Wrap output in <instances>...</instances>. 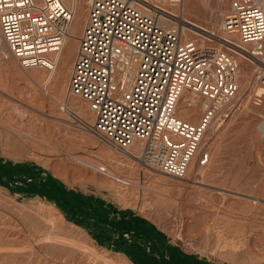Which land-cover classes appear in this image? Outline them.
Segmentation results:
<instances>
[{"label":"rangeland","instance_id":"rangeland-1","mask_svg":"<svg viewBox=\"0 0 264 264\" xmlns=\"http://www.w3.org/2000/svg\"><path fill=\"white\" fill-rule=\"evenodd\" d=\"M219 3L193 0L176 12L177 25L217 33L212 20L223 22ZM79 4L84 25L88 0ZM82 27L74 29L79 37ZM78 46L65 65L66 93ZM2 58L0 53V169L8 173L0 174V264H264V103L256 105L252 96L258 83L243 110L222 119L216 137L200 147L199 153L210 152V164L200 168L197 157L193 161L195 179L208 188L149 172L144 182L132 180L141 188H125L88 170L100 166L85 141L94 138L52 102L56 83L50 79L39 89L15 59L14 71ZM51 179L72 194L73 208L26 191ZM51 234L71 245L45 239Z\"/></svg>","mask_w":264,"mask_h":264},{"label":"built area","instance_id":"built-area-1","mask_svg":"<svg viewBox=\"0 0 264 264\" xmlns=\"http://www.w3.org/2000/svg\"><path fill=\"white\" fill-rule=\"evenodd\" d=\"M183 2L90 0L68 98L87 103L94 119L66 109L73 123L145 171L179 181L195 157L200 168L210 164L208 150L198 153L211 127L243 110L239 103L223 113L241 91L244 64L257 79L256 105L264 101V0H232L224 35L177 25L170 8ZM75 16L63 0H0L1 38L22 68L52 72L51 56L63 52ZM185 96L203 102L198 122L192 104L181 114ZM260 125L264 131V115Z\"/></svg>","mask_w":264,"mask_h":264},{"label":"bare ground","instance_id":"bare-ground-1","mask_svg":"<svg viewBox=\"0 0 264 264\" xmlns=\"http://www.w3.org/2000/svg\"><path fill=\"white\" fill-rule=\"evenodd\" d=\"M64 3L69 6V7H74L76 9V18H75V23H73V34H71L70 38L67 40L65 48L63 50V52L61 54H56L51 56V59L53 61V63L55 64V69L52 72H48V74H46L47 72L44 69H36L33 71H30L32 69H24L25 74L32 79L33 84L36 85V87L40 88H44L46 83L51 79L54 83H56V93L53 94L52 96V102L59 107V109L63 112L66 113V109L70 108L73 111H75L77 114H79L82 118L86 119V120H93V114L90 110H88L87 106H85L83 103H81L80 101H77V99H72L69 103V99H67L66 101V97L67 94L65 92V88L62 86V80H63V75L65 73V65L67 63V60L69 58V55L71 54L72 50H73V46L79 41V36H77L74 33V29H77L80 26H83L82 28L85 27V23H83L84 25H82L81 23V11L79 9V0H63ZM193 0H185L183 2V4L177 6V7H171L170 9L172 10L171 12L173 14H176L177 11H181V12H185L186 8L188 7V5L190 3H192ZM227 0H220L219 3V8H221L220 14L222 15V20H224V17L228 14L225 13L223 11V8L225 7V3ZM88 4H89V0H88ZM219 11V10H218ZM177 15V14H176ZM87 20V19H86ZM181 21L185 22V19H180ZM187 22V21H186ZM180 23V22H179ZM213 25L218 29V34H222L224 35V31H223V22H219V20H212ZM184 23H182L183 25ZM186 25V24H185ZM191 25H195L197 27H201L203 29H205L204 27L197 25V24H191ZM207 30V29H205ZM77 52V50L75 51ZM0 53L3 54V58L2 60H4L5 62H7V64H10V60L12 61V63L15 64V60L11 57V55H9V50L7 45L5 44V42L2 40L1 35H0ZM4 56H9V59L5 60ZM17 62V61H16ZM14 64H11V66L9 65L10 69H13L15 71L16 67ZM243 70V74H242V80H241V85L243 84V78L245 79V84L241 87V91L238 95V97L235 99L233 105L231 104V107H227L226 109H224L223 113L225 114L226 112H230L231 108L234 106V104H245V103H249L250 100V95L253 92V87L255 88V85H257V79L256 76L254 74H250L251 72H248L247 69H245L244 67L242 68ZM65 78V77H64ZM60 87H57V83L58 81H60ZM27 81V80H26ZM258 89V88H257ZM253 95V94H252ZM264 103V101H263ZM263 103L261 105H263ZM189 104H192V106L194 107L191 111V114L193 116V118L197 117L199 115V113H201L203 111V102L199 99L196 98H192L189 96H185L180 104H179V108L181 110V114H187L188 113V106ZM200 111V112H199ZM67 114V113H66ZM230 117V116H229ZM228 119V118H227ZM221 123V122H220ZM220 125V124H219ZM218 125V127H219ZM215 127L218 128L215 125H213L211 127V129L207 132L204 141L207 140V143L211 141V139L213 140L216 137V132H215ZM263 130V129H262ZM21 133V132H20ZM264 133V131H263ZM19 138V137H18ZM27 138V137H26ZM206 143V142H205ZM204 145V143H202ZM202 146V145H201ZM200 151V148H199ZM202 152V149H201ZM200 154V153H199ZM14 156H19L17 154H15ZM196 158V157H195ZM194 161V160H193ZM93 168H99L98 166H94ZM97 170V169H96ZM92 171V170H91ZM108 171V170H107ZM54 173V172H53ZM60 173V172H59ZM56 175H60L58 173H56ZM196 176H198V172H197V168L194 166V162H192L189 171H188V175L186 178V183L188 184H199L202 185L203 187H207L208 185L204 184L202 181H199L196 178ZM115 178V177H114ZM98 180V179H97ZM165 180V178L163 179ZM126 183V182H125ZM131 183V182H130ZM136 187L141 188V186L138 183H133ZM208 188V187H207ZM150 190V189H149ZM154 189H151V192ZM154 194H156L158 196V192H154ZM154 195V197L156 196ZM156 196V197H157ZM58 220V219H57ZM53 222V221H52ZM55 222V221H54ZM51 223V221H50ZM44 234V233H43ZM49 234V233H48ZM49 236V235H48ZM45 237V239H47L48 241H54L56 243H60V244H64V245H71L68 241L64 240V238L60 237L57 234H51L49 239ZM46 240V241H47ZM69 240V239H67ZM44 241V240H41ZM40 242V241H38ZM73 242V241H71ZM74 243V242H73ZM73 246V244H72ZM77 247V246H76ZM82 247V246H80ZM2 248V247H0ZM5 247H3L4 249ZM7 248V247H6ZM5 248V249H6ZM13 248V247H12ZM18 248V247H16ZM9 249V248H7ZM81 249V248H79ZM84 249V248H82ZM1 250V249H0ZM85 250V249H84ZM89 251V250H88ZM91 252L94 250H90ZM95 254V253H93ZM97 254V253H96ZM228 256L233 255L232 250H230L229 252L227 251L226 253ZM98 256V254L96 255ZM102 257V256H99ZM102 259V258H101ZM105 260V259H104ZM108 260V259H107ZM106 261V260H105ZM110 261V260H109ZM109 261H106L109 264ZM112 261V260H111ZM113 264V263H112ZM117 264V263H116Z\"/></svg>","mask_w":264,"mask_h":264},{"label":"crops","instance_id":"crops-1","mask_svg":"<svg viewBox=\"0 0 264 264\" xmlns=\"http://www.w3.org/2000/svg\"><path fill=\"white\" fill-rule=\"evenodd\" d=\"M9 62L10 64L8 65L11 66V64L13 63L11 60ZM85 132L88 135H90V137L94 138L93 141L92 139L85 140L88 147L90 148L89 153L91 155V158H93V160H95V162H97V164L100 165L98 167H103L106 169V171L108 170L107 174H102L98 172L95 168H93L94 165H89L87 167L88 170L90 171L92 170L91 173L96 175H101L107 178L109 180L107 182L111 185L115 184V186H117L116 184H118V186L120 187L122 186L125 188L126 187L138 188L133 184L135 182H133L132 180L139 182H144L145 180H148V176H147L148 172L145 171L141 166H139L138 163L134 159H132L129 155L122 154L113 150L110 146L101 142L92 134L88 133L87 131ZM68 133L70 132H67V134ZM97 191L99 192L100 189H98ZM138 193L140 194L141 190H139ZM133 195L136 196V193H133Z\"/></svg>","mask_w":264,"mask_h":264},{"label":"trees","instance_id":"trees-1","mask_svg":"<svg viewBox=\"0 0 264 264\" xmlns=\"http://www.w3.org/2000/svg\"><path fill=\"white\" fill-rule=\"evenodd\" d=\"M2 173H8L4 171V169H0V174ZM49 183H43L42 185L38 184L37 187L35 185L29 184L28 188H26V191H31L29 193L34 194L36 193H41L44 196H47L50 198V200H59L61 203L64 205H70L72 208L74 207V204L70 200V197L72 194L68 193L66 189L62 186V184L56 180V179H51L49 180ZM27 186V185H26ZM76 207V203H75Z\"/></svg>","mask_w":264,"mask_h":264}]
</instances>
